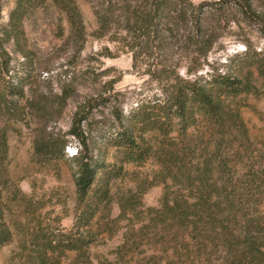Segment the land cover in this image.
I'll list each match as a JSON object with an SVG mask.
<instances>
[{
    "label": "trees",
    "instance_id": "16d2710c",
    "mask_svg": "<svg viewBox=\"0 0 264 264\" xmlns=\"http://www.w3.org/2000/svg\"><path fill=\"white\" fill-rule=\"evenodd\" d=\"M91 1L96 37L122 43L136 58L177 43L179 25L192 32L185 43L203 52L209 43L200 41L198 33L206 13L221 19L230 3L247 20L256 18L251 0ZM48 7L67 20L70 36L84 40L75 0H16L7 23L0 22V108L8 115L0 124V251L17 238L6 264H60L68 252H75L74 264H264V136L251 133L241 100L242 95L261 93L256 75L264 83V53L249 46L229 59L225 71L192 78L170 72L158 93L140 100L127 114L114 109L103 136L106 150L98 156L91 146V114L102 96L80 104L67 135H62L47 130V118L55 106L60 111L66 105L71 86L63 85L51 100L33 92L26 100L38 118L33 159L72 164L73 223L64 227L62 214L37 212L42 204L35 202L29 203L24 220L4 210L10 122H27L21 103L25 85L32 87L34 51L26 23ZM1 12L2 0L0 18ZM8 45L21 58L14 75ZM258 115L264 121V111ZM68 136L80 145L70 156ZM109 149L111 162L105 158ZM149 161L157 169L134 178L136 185L118 198L119 212L113 216L114 182L130 173L128 165ZM156 185H163L159 205L147 206L143 195ZM119 234L111 257L92 255V244Z\"/></svg>",
    "mask_w": 264,
    "mask_h": 264
},
{
    "label": "rangeland",
    "instance_id": "374dc122",
    "mask_svg": "<svg viewBox=\"0 0 264 264\" xmlns=\"http://www.w3.org/2000/svg\"><path fill=\"white\" fill-rule=\"evenodd\" d=\"M82 14L85 27L83 41L70 36L67 20L54 7L41 9L26 23L29 45L34 51V67L32 71V87L25 85L24 118L10 122L9 131V182L3 191V207L6 212L17 215L24 220L25 212H30L29 203H40L37 212H59L62 224L70 228L73 223L76 186L74 169L69 161L52 160L38 163L33 159V133L37 116L32 111L27 99L33 92L51 100L62 93V86L69 84L71 97L60 109L57 106L48 115L47 130L67 135L72 117L78 106L90 98L102 96L98 107L92 109L93 133L91 146L94 155L106 150L103 136L112 120L114 109L127 114L140 100L150 98L158 93L166 84L168 73H177L184 77H195L212 70L225 71L229 59L235 54L245 51L249 46L264 53V0H251L256 14L255 19L247 20L239 11L238 5L230 3L221 19L214 12H208L198 33L200 41L208 42L202 52L185 43L192 35L189 26L179 25L176 29L179 40L170 44L160 52H154L136 58L134 53L122 43L111 41L108 37L98 38L95 31L98 23L95 16V2L91 0H75ZM197 2L198 0H194ZM16 0H2L0 22L6 24L9 12ZM209 10V7H204ZM219 16V15H218ZM63 30V31H62ZM64 34V35H62ZM12 57L11 72L14 75L16 66L21 60L11 45L7 46ZM256 83L260 95H242L246 103L242 107V115L251 133L256 137L264 136V121L260 120L258 111H264V83L256 75ZM36 94V93H35ZM8 118L4 109L0 108V124ZM95 128V129H94ZM68 156L75 154L80 147L77 139L68 136ZM105 157L112 161L113 151L108 150ZM157 169L154 162L143 166L130 164V173L116 180L112 187L113 209L116 216L119 212L118 198L128 188L136 185L137 175L145 176ZM163 193V185L148 189L143 195L147 206L159 205ZM97 226V225H96ZM121 241V234L95 242L90 250L94 257L110 256V252ZM17 246V238L4 246L0 251V264H6L8 257ZM75 252H68L60 264H74Z\"/></svg>",
    "mask_w": 264,
    "mask_h": 264
}]
</instances>
